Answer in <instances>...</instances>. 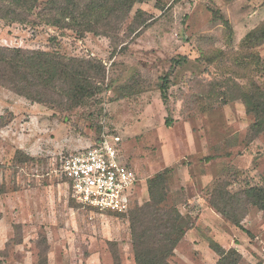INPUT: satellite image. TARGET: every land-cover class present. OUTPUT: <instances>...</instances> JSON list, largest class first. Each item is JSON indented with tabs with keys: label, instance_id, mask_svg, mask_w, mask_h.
I'll use <instances>...</instances> for the list:
<instances>
[{
	"label": "rangeland",
	"instance_id": "1",
	"mask_svg": "<svg viewBox=\"0 0 264 264\" xmlns=\"http://www.w3.org/2000/svg\"><path fill=\"white\" fill-rule=\"evenodd\" d=\"M38 1L30 14H0V47L97 61L104 72L97 93L66 108L0 85V264H133L129 212L165 170L167 205L191 224L172 264H216L210 240L237 264H264V211L241 196L264 189V129L251 128L243 100L264 92V0H140L115 37L47 25ZM138 10L153 21L127 36ZM103 132L121 138L136 175L124 215L76 205L57 172Z\"/></svg>",
	"mask_w": 264,
	"mask_h": 264
},
{
	"label": "trees",
	"instance_id": "2",
	"mask_svg": "<svg viewBox=\"0 0 264 264\" xmlns=\"http://www.w3.org/2000/svg\"><path fill=\"white\" fill-rule=\"evenodd\" d=\"M170 1V0H169ZM38 0H0V14L20 17L30 14ZM140 0H45L41 16L47 25L72 30L83 36L94 33L115 37ZM152 16L138 10L128 26L127 36L138 35L152 23ZM264 33V31H263ZM262 33V34H263ZM252 35V34H251ZM97 61L66 60L57 53L27 51L0 47V85L14 94L37 103L66 108V102L78 105L97 93L95 78L103 77ZM162 95L164 97V88ZM246 112L254 116L251 128L264 129V92L255 91L245 97ZM64 104V105H63ZM170 122L171 118L168 117ZM3 127L5 123L1 124ZM168 126V124H167ZM168 171L159 172L148 185L149 201L129 212V230L133 248V264H172L174 249L191 224L173 206L167 205ZM255 194H251V192ZM241 194L264 211V189ZM211 206L235 226L239 222L213 202ZM209 248L219 257L216 264H237L238 254L226 251L213 240ZM114 264H121L115 258Z\"/></svg>",
	"mask_w": 264,
	"mask_h": 264
},
{
	"label": "built area",
	"instance_id": "3",
	"mask_svg": "<svg viewBox=\"0 0 264 264\" xmlns=\"http://www.w3.org/2000/svg\"><path fill=\"white\" fill-rule=\"evenodd\" d=\"M121 138L101 133L86 149L60 162V179L74 203L103 214H127L136 175L121 155Z\"/></svg>",
	"mask_w": 264,
	"mask_h": 264
}]
</instances>
